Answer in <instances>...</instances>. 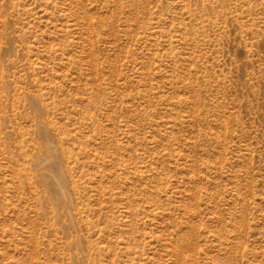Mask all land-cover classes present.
Here are the masks:
<instances>
[{
	"label": "rangeland",
	"instance_id": "rangeland-1",
	"mask_svg": "<svg viewBox=\"0 0 264 264\" xmlns=\"http://www.w3.org/2000/svg\"><path fill=\"white\" fill-rule=\"evenodd\" d=\"M0 264H264V0H0Z\"/></svg>",
	"mask_w": 264,
	"mask_h": 264
}]
</instances>
